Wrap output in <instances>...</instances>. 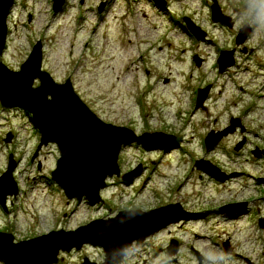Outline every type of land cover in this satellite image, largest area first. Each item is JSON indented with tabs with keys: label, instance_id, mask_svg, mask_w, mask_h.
I'll list each match as a JSON object with an SVG mask.
<instances>
[{
	"label": "rangeland",
	"instance_id": "rangeland-1",
	"mask_svg": "<svg viewBox=\"0 0 264 264\" xmlns=\"http://www.w3.org/2000/svg\"><path fill=\"white\" fill-rule=\"evenodd\" d=\"M215 2L231 28L212 21L213 0H64L56 12L53 0H15L0 64L19 71L39 41L42 71L57 84L70 79L101 121L138 137L169 139L155 150L138 142L122 147L120 178L107 179L101 202L91 207L68 200L52 182L56 145L34 156L40 136L32 115L0 108V178L11 157L17 186L6 197V212L0 206V233L12 245L53 231L76 233L122 211L172 206L178 207L174 219H181L147 238L126 264H264V0ZM246 25L250 32L237 46ZM222 51L232 52L233 64L220 72ZM207 86L195 109L196 93ZM232 118L239 122L229 132ZM221 134L227 135L206 151L204 141ZM130 173L133 180L122 182ZM226 208L234 213H222ZM168 249L177 254L170 257ZM84 259L102 264L104 252L86 244L60 252L57 264Z\"/></svg>",
	"mask_w": 264,
	"mask_h": 264
},
{
	"label": "water",
	"instance_id": "water-1",
	"mask_svg": "<svg viewBox=\"0 0 264 264\" xmlns=\"http://www.w3.org/2000/svg\"><path fill=\"white\" fill-rule=\"evenodd\" d=\"M64 0H53V12H56ZM15 0H0V53L4 49L7 38V18ZM102 9H99L101 12ZM212 21L222 23L228 28L233 25L231 19L223 16L220 8L213 0L211 7ZM189 31L198 39L203 40L200 33L190 21L185 20ZM240 30L236 45L244 43L250 32ZM243 32V33H242ZM41 42L32 48L27 60L19 71H9L0 64V106L4 110L11 108L23 109L32 115L34 129L40 136V143L35 152L49 144L57 146L59 159L56 169L51 173V180L61 189L68 200L81 202L85 200L91 207L101 202L100 192L107 184V179L120 178L118 157L126 144L138 142L145 150L162 148L168 137L162 134H143L136 136L126 128L115 127L101 121L83 103L75 93L71 80L63 84L55 83L50 75L42 71ZM197 67L201 61L193 59ZM233 64L232 52H222L219 60V71ZM39 86L34 88L35 82ZM209 87L197 93L196 107L201 108L206 99ZM238 120H231L229 132L237 127ZM227 134L204 141L206 151L216 145ZM239 144L235 151L241 147ZM165 147V146H164ZM256 155V154H255ZM258 156V155H257ZM197 162V168L217 177L219 173ZM15 164L10 157L8 169L0 178V206L6 211L7 196L17 194V186L13 182L12 171ZM136 173L121 178L122 182L130 183ZM178 207H165L148 213L120 212L114 219L95 221L76 233L50 232L48 235L12 245V237L0 233V258L4 264H57L60 252L69 253L80 250L83 245L99 247L104 252L102 264H121L133 244L141 246L145 240L163 228L179 221L175 220ZM235 208L222 209L225 214H233ZM12 247L14 251L9 248ZM227 250V247H226ZM170 257L177 254L176 249H168ZM82 264H94L84 259Z\"/></svg>",
	"mask_w": 264,
	"mask_h": 264
},
{
	"label": "flooded vegetation",
	"instance_id": "flooded-vegetation-1",
	"mask_svg": "<svg viewBox=\"0 0 264 264\" xmlns=\"http://www.w3.org/2000/svg\"><path fill=\"white\" fill-rule=\"evenodd\" d=\"M245 52V51H243ZM136 249V248H135ZM135 249H131L130 253L127 255V257L125 259H123V261L121 262V264H126V262L128 261L127 259L129 258L130 254L135 250Z\"/></svg>",
	"mask_w": 264,
	"mask_h": 264
},
{
	"label": "bare ground",
	"instance_id": "bare-ground-1",
	"mask_svg": "<svg viewBox=\"0 0 264 264\" xmlns=\"http://www.w3.org/2000/svg\"><path fill=\"white\" fill-rule=\"evenodd\" d=\"M263 264V263H262Z\"/></svg>",
	"mask_w": 264,
	"mask_h": 264
}]
</instances>
